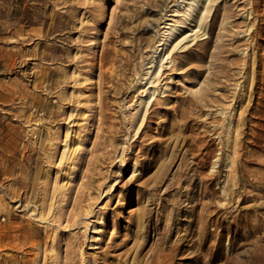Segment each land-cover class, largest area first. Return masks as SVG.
Returning <instances> with one entry per match:
<instances>
[{
  "label": "rangeland",
  "instance_id": "rangeland-1",
  "mask_svg": "<svg viewBox=\"0 0 264 264\" xmlns=\"http://www.w3.org/2000/svg\"><path fill=\"white\" fill-rule=\"evenodd\" d=\"M262 234L264 0H0V264H235Z\"/></svg>",
  "mask_w": 264,
  "mask_h": 264
},
{
  "label": "bare ground",
  "instance_id": "bare-ground-1",
  "mask_svg": "<svg viewBox=\"0 0 264 264\" xmlns=\"http://www.w3.org/2000/svg\"><path fill=\"white\" fill-rule=\"evenodd\" d=\"M191 10V5L190 3L186 2L184 5L181 6V13L186 16H189V11ZM175 30V27H173V25H169V27L167 28L166 33L164 34L165 36V44H167L169 42L170 37L173 34V31ZM163 43H160L159 45H161ZM165 53V52H164ZM165 54L160 55L159 58L157 60H152V65L150 66V70H148L146 72V74L148 76H154L156 75L161 67H162V61L164 59ZM219 158V157H218ZM217 158V159H218ZM235 185V184H234ZM224 190H222L223 193ZM232 191V190H231ZM231 193V192H229ZM233 193V192H232ZM242 193V192H241ZM246 193V192H245ZM237 194V193H236ZM247 194V193H246ZM241 195V194H240ZM231 197V195H229ZM232 198V197H231ZM235 198V197H234ZM253 196H244L241 198L240 203L241 202H245L248 200H253L252 199ZM240 199V198H239ZM231 202V201H230ZM237 202V201H236ZM227 203V202H226ZM233 203V202H232ZM224 206V205H223ZM237 206V205H236ZM220 209V208H219ZM214 214V213H213ZM261 226L256 225V226H252L251 228L246 230V235L244 236L245 240L250 239L251 237H253L257 232H260L261 230ZM255 239V240H254ZM253 239V241H250V244L252 246V249L250 250H246L243 253V255L239 254L238 256L240 258L243 259V261L238 260L237 258H233L231 259V262H233L234 260L236 261L235 264H264V234L260 235V236H256ZM249 242V241H248ZM247 242V243H248ZM245 243V242H243ZM261 243V244H260ZM246 246V245H245ZM237 248V247H236ZM242 253V251H241ZM237 255V254H235ZM233 256V255H232ZM231 257V256H230ZM226 264V263H225Z\"/></svg>",
  "mask_w": 264,
  "mask_h": 264
}]
</instances>
